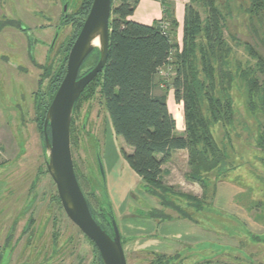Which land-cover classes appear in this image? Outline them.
<instances>
[{
	"label": "trees",
	"instance_id": "trees-1",
	"mask_svg": "<svg viewBox=\"0 0 264 264\" xmlns=\"http://www.w3.org/2000/svg\"><path fill=\"white\" fill-rule=\"evenodd\" d=\"M158 1L162 8L161 20L167 21L170 26L167 36L160 30L161 20L147 25L129 19L137 0H111L107 60L102 71L83 91L74 109L79 112L83 103L89 102L96 95L102 99L113 133L131 149V153H126L121 148V157L144 182V185H141L144 192L154 198L161 207L151 208L147 214V218L157 226L166 221L184 219L206 231H212V227L209 228L204 223L211 221L216 225L215 220L220 219H214V213L217 217L219 215L233 222L219 224L220 236L232 238L241 244L244 240L240 238L244 232V235L250 234L256 239L238 218L214 208L212 203H207L204 199L207 179L214 175V179L219 181L221 177L242 166L234 163L237 160L232 137L239 138L237 126L247 134L246 140L252 139L256 146L261 147L262 151L264 149V57L257 50L254 37H251L244 44L249 55L256 60V67L263 75V84L253 69L246 71L240 65L236 67L237 76H232L229 59L231 47L224 37L226 18L229 17L230 11L224 16L216 0H188L179 49L174 38L178 25L172 11L173 5L167 0ZM91 2L92 0H85L83 9L79 12L80 17L87 14ZM248 2L251 26L258 38L259 30L264 28V0ZM196 3L205 8V18L201 17L199 10L194 6ZM226 5L229 10L231 5L228 2ZM252 19H256L258 27L252 24ZM233 39L237 40L236 37ZM96 53L98 57V51ZM166 65H170L174 70V101L183 104V135H178L176 121L167 107L166 95L154 93L157 72ZM235 77L243 79L248 97L253 100L251 106L262 113L260 116L256 114L253 119L259 127V133L252 131L244 113L234 104L231 90ZM55 90L56 86L53 93ZM45 109L46 107L43 115ZM216 128L220 129V134L215 133ZM75 132V121L72 120L70 145H76ZM179 150L187 152V177L199 182L204 188L202 198L176 192L161 181L163 164L170 160L173 152ZM240 159H243L241 153L238 155V160ZM73 166L81 187L77 168L74 164ZM103 195L105 200L99 203L98 210H95L84 194L96 223L112 235L106 214V192ZM168 211L175 213V216ZM188 211L207 217L205 220L196 219L188 214ZM229 228L231 232L226 231ZM130 240L132 237L121 238L122 246ZM90 244L93 246L92 242ZM220 248L223 247H218ZM235 248L240 249L243 257L251 258L242 247ZM93 251L97 264H102L94 246ZM151 255L153 259L150 264H185L182 262V253L173 256L154 253ZM225 256L227 257L214 255L211 259H203L194 264H239V256Z\"/></svg>",
	"mask_w": 264,
	"mask_h": 264
},
{
	"label": "rangeland",
	"instance_id": "rangeland-1",
	"mask_svg": "<svg viewBox=\"0 0 264 264\" xmlns=\"http://www.w3.org/2000/svg\"><path fill=\"white\" fill-rule=\"evenodd\" d=\"M77 1L79 0L73 1L74 6H76ZM137 2L134 4V9ZM226 2L231 5L229 6V10L227 9ZM216 4L224 16L230 11L229 17L226 18L227 27L224 29V37L231 47L229 59L231 61L232 76L236 75V67L240 65L246 71L250 68L253 69L254 73L260 78V83H262L263 75L259 73L256 67V60L249 55L244 44L245 41L254 37L257 50L264 57V28L260 30L258 28L259 37L256 38L253 26H251V15L248 13V0H216ZM194 6L199 10L201 17L205 18L207 15L205 8L199 3L194 4ZM60 8L61 4L58 0H0V20L2 15H4L5 17L21 21L26 28L32 26L28 31V38L32 43L33 41L37 42L35 45H30V50L36 56L40 46L38 38L40 33L38 29H35L34 24H42L45 21L44 18L47 13L53 17L55 23ZM255 20L252 19V24L254 23L258 27ZM262 23L264 25V22ZM6 29L3 31V34H0V42L2 41L4 48L0 54L4 53L10 59V64L16 66L13 61H17L14 53L18 47L12 39L18 35L15 32L12 34L8 28ZM177 32L175 31V33ZM69 33L70 28L61 32L58 42L60 43ZM181 36V30L179 31V36L174 35L179 49ZM232 36L236 37L237 40L233 39ZM43 38L48 41L50 36L45 34ZM44 53L45 50L38 57L39 63H44ZM173 53L174 50H172ZM25 66L31 70L30 65L29 67L27 64ZM167 66L171 68V72L168 77L159 75L155 77L156 86L154 93L155 95H166L167 107L176 121L178 135H183L185 130L183 104L174 101L172 89L174 70L170 65ZM11 68L16 67L8 68L0 64V196L3 201V204L0 203V211L5 206L3 217L0 218V246L6 231L9 230V226L13 222V218L25 202H27V199L33 195L35 202L33 203L34 205L32 204L31 213L35 219V226L40 222L39 228H43L40 234L37 233L39 236L36 238V244L40 245V249H42L41 253L44 252L43 247L48 246L45 250L48 253L52 233L57 232L58 245L61 246L58 253L54 257L52 256V258L50 257L45 264H90L92 260L91 245L62 211L55 199L57 198L55 185L49 175L45 174L47 156L45 151L42 150L39 132L35 127L34 121L28 117V120L18 126L17 122L12 121V117L8 114V108H12L27 100L28 95L32 91V86L36 90L40 71L34 70L33 72L32 70V74L22 76L21 78L13 75L14 71ZM231 93L235 106L244 113L243 115L249 121L252 131L259 133V127L253 119L256 114L260 116L262 113L251 106L253 100L248 97L243 79L239 77L234 78ZM28 113L33 117L32 102H28L27 115ZM5 126L10 129L16 144L20 148L22 147V152L19 151L18 146L10 137ZM75 127L77 129L75 132L77 142L76 145H71L72 160L77 168L84 194L88 197L93 208L98 210L99 201L102 202L104 197L101 192L103 194L106 192L108 198L109 196L115 200L118 198H115V193L120 192L119 180H112V178L115 177L117 179L122 176L124 181L128 180L127 175H124V169H129L130 171L131 169L123 161L120 149L122 148L126 153H131V149L124 145L121 138L113 133L99 95L94 96L89 102L83 103L79 115L75 120ZM236 130L239 133V138L232 137L234 154L236 153L235 159L237 160L234 163L235 165L242 164V166L227 176L221 177L219 181L214 179V175L211 176V179H207L205 187L206 198L204 200L207 203H212L214 208L230 213L238 218L245 228L252 233V236H256L257 238L254 239L250 234L244 235V232L241 234L240 239L244 240L241 244V242L238 243L232 238L229 240L230 238L228 237L220 236L221 225L219 224H225L226 222L233 224V222L219 215L217 217L213 213L212 217L220 219V222L215 220L217 222L216 225L212 224L211 221H207L204 224L209 228L212 227V231L210 232L220 236L217 239L221 240L222 245L230 246H220L218 242L213 246H206V248L195 246L190 254H183V263L185 264H194L203 259H211L214 255L227 257L225 256L226 254L239 256V264H264V149L262 151L261 147L256 146L252 139L251 141L246 140L247 134L239 126L236 127ZM215 133L220 134V129L216 128ZM22 142L23 146H21ZM97 151L103 166L104 183L97 167ZM240 153L243 159L238 160ZM120 159H122V164H120ZM162 170L161 181L165 186L172 188L176 192L189 194L197 198L203 197L204 188H202L201 184L187 177L189 167L188 155L185 150L173 152L170 160L163 164ZM122 182L121 180V184ZM140 184L144 185V182L141 180ZM9 185H11L10 190L12 193L10 195L12 196L7 198L9 199L7 201L4 193L6 192L5 188L9 187ZM2 190H5L4 193H2ZM138 190L143 191L141 185ZM156 203L159 207L158 209H161L157 201ZM169 214L175 216V213L169 212ZM188 214L202 220H205L207 217L204 214L195 215L192 211H188ZM27 216L28 214L20 220H18V217L15 218L16 221L18 220L13 234L16 243L14 250L9 256V264H13L15 260H24L29 250V248L23 246L25 245L26 235L21 234ZM53 217H56L55 223L52 221ZM44 221L45 224L43 225ZM230 230L231 228L226 229L227 232H231ZM41 244H43V247ZM235 246L242 247L251 255V258L243 257L240 249L235 248ZM137 247L140 246L137 244ZM218 247L223 248L218 249ZM143 251L145 250L132 252L129 248L126 249V263L150 264L153 256ZM156 252L164 254L161 251ZM41 261V257L36 259L37 264H43ZM2 262L4 264L8 263V256Z\"/></svg>",
	"mask_w": 264,
	"mask_h": 264
},
{
	"label": "flooded vegetation",
	"instance_id": "flooded-vegetation-1",
	"mask_svg": "<svg viewBox=\"0 0 264 264\" xmlns=\"http://www.w3.org/2000/svg\"><path fill=\"white\" fill-rule=\"evenodd\" d=\"M58 1H60L61 8H60V12H59L58 18L56 19L55 23L53 21V17L46 12L47 14L45 15V18H44L45 21L42 24H37V25L34 24L35 29H38V32L40 33L38 35L40 46L37 50L36 56L34 55L35 53H32V51L30 50V45H35V43H37V42L33 41V43H32V41H29V38H28V31L32 28V26H29L28 28H26L23 26L21 21L16 20V19H12L9 17H5L4 15H2V18L0 20V34H3V31L7 30L6 28H8L10 33L13 34V32H15L18 35V36L15 35L16 37H14L12 39L13 42H15V44L18 47L15 50L16 52L14 53L15 59L17 61L15 62L12 60L16 66L10 64L11 63L10 59H8V56H6L4 53L0 54V64H2V66H4V67L7 66L8 68L9 67H16V68H11L14 71L13 75L19 76L21 78H22V76L32 74V70H33V72H34V70L40 71L39 79H38L37 84H36L37 85L36 90H34V88L32 86L31 87L32 91L28 95L27 100H24L21 104L15 105L14 106L15 108L14 107L8 108V111H9L8 114L10 115V117H12L11 118L12 121L14 120L17 122L18 126L22 125L21 123H24L26 120H28L27 119L28 117L30 120L34 121L35 127L38 129V132H39V137H40V140L42 143V150H44V120L46 117L47 110H48V108H49V106L53 100V97H54L59 85L61 84V82H62V80L66 74L67 60H68L69 52H70L78 34H79V32L82 28V25H83V23L87 17V14L89 12V10H88L87 14L83 17L79 16V12L82 11V9H83L82 6H83L85 0L77 1L76 6L73 5L74 0H58ZM0 13H1V10H0ZM80 22H81V26L79 27ZM67 28H70V33L67 34L64 37V39L59 43L58 39H59L60 33L63 32ZM45 34L50 36L48 41L44 40L45 38H43V35H45ZM2 50H4V48H3L2 41H1L0 42V53L3 52ZM44 50H45L44 58H43L44 63H39L38 57L41 56V54ZM96 51H97L96 49H93V51L84 59L83 63L79 67L77 79H79L80 77L85 75L87 72H89L96 65L98 58H99V57H97ZM96 57H97V59H96ZM20 63H24V64H20ZM26 64L28 65V67H29V65L31 66V70L28 69L27 66H25ZM33 74L35 75V73H33ZM2 75H3V73H2ZM95 78L93 80H95ZM55 86H56V90L53 93ZM87 86L85 87V89L87 88ZM81 94H80V96H81ZM80 96L77 98L75 104L77 103ZM28 102H32V104H33V117H31V115L29 113L27 115ZM45 107H46V109H45V113L43 115ZM10 112H12V113H10ZM78 115H79V112L76 111L75 109H73V115H72L71 122H72V120L75 121ZM11 120H10V122H11ZM5 128L9 132L10 137L15 142V139H14L13 135L11 134L10 129L6 126H5ZM70 128H71V124H70ZM20 130H21V127H20ZM46 132L48 135L50 134L49 126H47V128H46ZM15 144H16V142H15ZM21 146H23V142H22ZM18 148H19V151L22 152V147L20 148L18 146ZM70 148H71V145H70ZM73 168H74V166H73ZM45 174H48L47 168L45 169ZM49 177H50V175H49ZM10 186L11 185H9V187L5 188L6 189L5 193H4L5 190H2V193H4V196L6 197L7 201H9V199H7V198L12 196V195H10V193H12L10 190L11 189ZM56 194H57V192H56ZM55 199H56L57 203L60 205L62 211L64 212L58 196ZM87 200H88V197H87ZM2 202H3L2 197L0 196V203H2ZM34 202H35V198L33 195H31L27 199V202H25V204L22 206V208L17 212L16 216L13 218V222L9 226V230L6 231V233L3 237V241L1 243V246H0V263L4 264L2 261L5 259V257L8 256V263H6V264H9V256L12 253V251L14 250V246L16 243V240H14V238H13L15 225L18 222V220H20L21 218H25V215H27V214H28V216L25 219V222L23 224L21 234L26 235V239H25V243H24L25 245H23V246L25 248H29V250H28L27 255L24 258V260H22V261L15 260L14 261V262H16L15 264H18V263H20V264H27V263L37 264L36 259H38L40 257L42 260L41 262L43 264H45L46 261L50 259V257L51 258H52V256L54 257V255L57 254L58 251L60 250L61 246L58 245L57 232L52 233V238L50 239V245H49L50 248H49L48 253L45 252V250L48 246L43 247V244H41V246L44 248V250H43L44 252L41 253L42 249H40V245L38 246L36 244V241H37L36 238L39 236L38 234H40V231H41V229L43 230V228L42 227L39 228L40 222H38L35 226V219L33 217V214L31 213V209L34 205L33 204ZM88 202H89V200H88ZM4 205H5V203H4ZM3 210H5V206L0 211V218L3 217V213H4ZM64 214L66 215L65 212H64ZM16 217L19 218L17 221L15 220ZM66 217H67V215H66ZM45 220H47V219H45ZM52 221H53V223H55L56 217H53ZM44 224H45V221L43 222V225ZM107 230H108V228H107ZM81 234L86 239V241L90 244L91 241L82 232H81ZM125 244L123 245V247L125 246ZM93 246L97 251V248L95 247L94 244H93ZM93 246L91 245L92 260H91L90 264H97L95 253L93 251ZM143 252H146L149 254H151V253L158 254L155 251H149V250H145ZM191 252L192 251L187 248V249L182 250L181 252L168 254V256H173L176 254L179 255L182 253L181 256H182V262H183V254H186V253L190 254ZM97 254L99 255L98 251H97ZM124 254H126V253L124 252ZM164 255H166V254H164ZM99 257H100V255H99ZM14 262H13V264H14ZM78 264H80V263H78Z\"/></svg>",
	"mask_w": 264,
	"mask_h": 264
},
{
	"label": "water",
	"instance_id": "water-1",
	"mask_svg": "<svg viewBox=\"0 0 264 264\" xmlns=\"http://www.w3.org/2000/svg\"><path fill=\"white\" fill-rule=\"evenodd\" d=\"M110 13L111 0H92L87 17L69 52L66 74L46 113L44 151L47 156V172L67 217L95 245L102 264H127L119 226L109 198L107 197L106 214L112 235L103 230L90 213L74 173L70 148V124L75 102L85 87L102 71L107 60ZM96 40L97 45H94ZM93 49L99 55L96 65L77 79L79 67ZM47 126L49 135L46 132ZM96 162L104 183V171L98 151Z\"/></svg>",
	"mask_w": 264,
	"mask_h": 264
},
{
	"label": "crops",
	"instance_id": "crops-1",
	"mask_svg": "<svg viewBox=\"0 0 264 264\" xmlns=\"http://www.w3.org/2000/svg\"><path fill=\"white\" fill-rule=\"evenodd\" d=\"M167 1L173 5L172 11L178 25L176 28L178 32L175 34L179 36L180 30L182 33L185 6L188 0ZM129 19L147 25L160 21L162 19L160 2L158 0H138ZM120 164H122V159H120ZM124 170V175H127L128 180L124 181L122 176L117 179L112 178V180H119L120 192L115 193V198L118 197L117 200L109 196L121 238L132 237V240L123 247L124 252L129 248L132 252L149 250L172 254L187 248L192 251L195 246L206 248V246H212L216 242L222 243L221 240H218L220 236L184 219L166 221L157 226L151 219L147 218L149 209L159 208L156 201L144 190H138L139 186L142 185L140 184L141 180L132 170ZM121 180L123 181L122 184ZM137 244L140 247L136 248Z\"/></svg>",
	"mask_w": 264,
	"mask_h": 264
},
{
	"label": "built area",
	"instance_id": "built-area-1",
	"mask_svg": "<svg viewBox=\"0 0 264 264\" xmlns=\"http://www.w3.org/2000/svg\"><path fill=\"white\" fill-rule=\"evenodd\" d=\"M162 17H163V15H162ZM160 30H161L163 35L167 36L168 31H169V23L165 20H161L160 21ZM170 72H171V68L166 65V66H164L158 70L157 75L163 76V77H168Z\"/></svg>",
	"mask_w": 264,
	"mask_h": 264
},
{
	"label": "bare ground",
	"instance_id": "bare-ground-1",
	"mask_svg": "<svg viewBox=\"0 0 264 264\" xmlns=\"http://www.w3.org/2000/svg\"><path fill=\"white\" fill-rule=\"evenodd\" d=\"M94 45H97V40L94 42Z\"/></svg>",
	"mask_w": 264,
	"mask_h": 264
}]
</instances>
